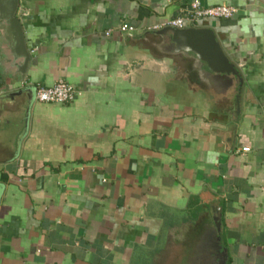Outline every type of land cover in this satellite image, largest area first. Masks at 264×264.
I'll use <instances>...</instances> for the list:
<instances>
[{
  "label": "crops",
  "instance_id": "crops-1",
  "mask_svg": "<svg viewBox=\"0 0 264 264\" xmlns=\"http://www.w3.org/2000/svg\"><path fill=\"white\" fill-rule=\"evenodd\" d=\"M199 1L241 83L157 52L191 0H0V264H264V0Z\"/></svg>",
  "mask_w": 264,
  "mask_h": 264
},
{
  "label": "water",
  "instance_id": "water-1",
  "mask_svg": "<svg viewBox=\"0 0 264 264\" xmlns=\"http://www.w3.org/2000/svg\"><path fill=\"white\" fill-rule=\"evenodd\" d=\"M14 28L10 29L14 37L17 38L16 47L23 44L22 30L18 20L14 21ZM160 39L157 45V52L168 54L179 52H190L193 54L194 64L198 66L205 64L207 73H211L213 79L224 78L227 81L238 79L241 83L238 70L234 63L230 61L222 48L213 29L206 26H195L190 23L183 28L166 25L153 31ZM194 65V66H195ZM237 97V96H236ZM219 218L214 217L215 225L219 229ZM219 240V236H217ZM216 257L218 261L214 264H226V250L218 251Z\"/></svg>",
  "mask_w": 264,
  "mask_h": 264
},
{
  "label": "built area",
  "instance_id": "built-area-1",
  "mask_svg": "<svg viewBox=\"0 0 264 264\" xmlns=\"http://www.w3.org/2000/svg\"><path fill=\"white\" fill-rule=\"evenodd\" d=\"M234 12L235 8L231 5L216 4L204 6L199 0H191L181 16L167 20L164 25L147 26L145 29H158L166 25L183 28L188 26V22H194L202 18H226L232 16ZM118 29L120 32L128 35L138 31L136 26L128 24L124 21H120L118 23ZM110 31L111 29H107L105 34L108 35ZM22 85L32 89L34 99L40 102L68 104L74 101L79 95V91L63 79L57 80L51 86L31 82H23ZM243 150L246 151L247 148H244Z\"/></svg>",
  "mask_w": 264,
  "mask_h": 264
}]
</instances>
